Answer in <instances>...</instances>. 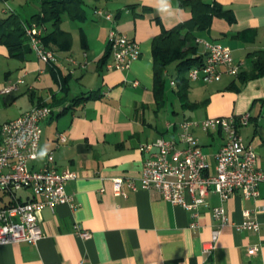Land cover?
<instances>
[{
    "label": "crops",
    "instance_id": "0c3cea01",
    "mask_svg": "<svg viewBox=\"0 0 264 264\" xmlns=\"http://www.w3.org/2000/svg\"><path fill=\"white\" fill-rule=\"evenodd\" d=\"M24 1L34 10L25 17L12 5L10 12L1 6L0 34L12 13L22 25L35 22L40 0H18L15 6L23 9ZM203 2L217 4L221 11L207 27H191L193 55L202 54L199 40L228 46L240 65L239 75L225 73L222 66L220 78L211 82L190 80L186 74L187 88L179 93L176 63H172L175 69L168 65L163 73L161 103L154 95L152 41L163 31L191 21L193 13L178 0H84L80 15L63 13L59 21L43 24V36L57 56L53 64L37 59L28 40H0V89L23 79L17 90L0 94V126L33 106H48L51 113L41 121L39 156L29 167L40 168L52 152L53 168L76 174L64 185L73 206L63 203L40 210L42 237L36 243L0 245V264H264L263 184L256 199L246 200L236 192L223 203L229 222L210 253H203L202 247L215 224L211 207L220 204L216 194L207 195L199 226L192 229L190 213L154 189L133 190L124 184L125 195L113 191L114 177L137 181L140 176L144 158L140 145L159 137L178 140L177 125L183 120L249 113L250 120L239 133L256 149L264 166V75L241 78L264 51V0ZM97 8L112 19L95 15ZM111 29L139 44L141 53L127 68H109L114 61L110 52L100 69ZM91 92L98 96L87 98ZM58 134L66 141L59 142ZM192 134L212 171L224 135L218 129L205 132L199 127ZM30 196L27 189L17 193L21 201ZM7 201L0 193V205ZM244 210L258 221L257 231L233 227L242 221ZM76 230L90 237L80 238ZM251 247L256 248L253 254L248 253Z\"/></svg>",
    "mask_w": 264,
    "mask_h": 264
},
{
    "label": "built area",
    "instance_id": "2783aa9c",
    "mask_svg": "<svg viewBox=\"0 0 264 264\" xmlns=\"http://www.w3.org/2000/svg\"><path fill=\"white\" fill-rule=\"evenodd\" d=\"M7 1L2 0L5 4ZM94 14L112 19L111 14L101 8L95 9ZM23 31L37 59L48 64L57 61L54 50L43 42L42 24H24ZM198 42L202 46V64L188 70V79H201L204 82L218 80L221 75L218 70L220 66L225 73L237 76L240 65L234 62L230 47L204 40ZM107 44L114 58L109 68H127L141 53L137 42L115 29L109 31ZM22 82L23 79L20 78L6 84L0 89V94L17 90ZM50 113L48 106L36 105L0 126V193L8 197V201L0 205V245L36 243L43 235L37 213L45 207L53 210L63 203L73 206L72 197L66 194L64 185L66 181L76 177L75 172H59L53 168L52 152L47 154L40 168L29 167V162L39 156L41 121ZM249 120V113L200 121L183 120L177 125L178 140L159 137L154 142L140 145L139 150L144 154L140 176L137 181L114 177V193L125 195L122 191L124 184L133 190L137 187L154 189L163 199L190 213L192 229L199 226L200 209L207 205V195L216 194L220 204L211 207L215 224L209 241L202 247L203 253H210L215 248L222 227L229 222L223 203L236 192H240L246 200L256 199L259 196V186L264 185V166L260 165L258 153L251 144L243 141L239 133V129L246 126ZM196 127L205 132L218 129L224 135V142L215 154L212 171L192 134V129ZM58 140L65 142L66 137L58 134ZM178 142L184 146L177 147ZM23 189H27L31 195L25 201L17 197V193ZM233 227L238 231H257L259 223L252 218L250 210H244L242 221L234 223ZM75 233L83 239L90 237L88 232L76 230ZM255 251V247L248 249L249 254Z\"/></svg>",
    "mask_w": 264,
    "mask_h": 264
},
{
    "label": "trees",
    "instance_id": "16d2710c",
    "mask_svg": "<svg viewBox=\"0 0 264 264\" xmlns=\"http://www.w3.org/2000/svg\"><path fill=\"white\" fill-rule=\"evenodd\" d=\"M181 6L189 8L193 13L192 19L188 24L178 25L168 31H163L157 35L152 41V55H153V79H154V95L156 102L163 101V91L165 86L164 71L168 65L176 63L177 68V82L179 86V93L185 92L188 80L186 74L193 66H200L202 64V56H194L195 47L192 43V28L203 29L208 26L213 15H218L221 11L217 4H208L203 0H178ZM84 0H40V12L36 14L35 22L44 24L46 21H59L60 15L67 13L71 17L80 15ZM34 22V21H33ZM31 22L27 23L30 24ZM189 25V26H188ZM6 28L4 33H1L0 40L6 39L9 41L13 39L17 42L27 40L23 31V25L19 22L15 14H11L2 23ZM192 27V28H191ZM184 28L190 29L187 33L183 32ZM44 44L48 47V37H42ZM110 53L109 46L105 54L100 58V69L104 65ZM257 59L253 62L251 70L244 77L241 78H255L264 75V51L257 55ZM239 75V73L237 74ZM98 96L97 92H91L87 98ZM180 98L185 99V94H179ZM84 98V97H82ZM81 99V98H80Z\"/></svg>",
    "mask_w": 264,
    "mask_h": 264
},
{
    "label": "rangeland",
    "instance_id": "374dc122",
    "mask_svg": "<svg viewBox=\"0 0 264 264\" xmlns=\"http://www.w3.org/2000/svg\"><path fill=\"white\" fill-rule=\"evenodd\" d=\"M17 2H18V0H16V1L8 0L7 4H5L4 2H1L0 3V8H1V6L5 7L7 9V11L9 10L8 8H10V11H11L12 9H11L10 6L12 5V6H14L16 8L17 12H19L21 14V16H24V17L27 16V14H30L31 12L34 11L31 4H28V5L24 6V3H25V1H24L22 3L24 8L21 9L20 7L15 6ZM29 9H32V10L30 11ZM10 11H8V12H10ZM27 12H29V13H27ZM168 68L169 69L171 68L173 70L175 69L174 65H170Z\"/></svg>",
    "mask_w": 264,
    "mask_h": 264
}]
</instances>
